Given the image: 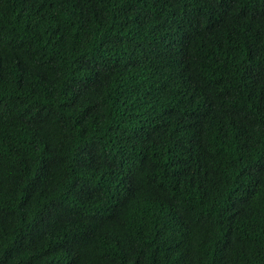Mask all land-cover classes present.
I'll return each instance as SVG.
<instances>
[{
  "label": "trees",
  "instance_id": "trees-1",
  "mask_svg": "<svg viewBox=\"0 0 264 264\" xmlns=\"http://www.w3.org/2000/svg\"><path fill=\"white\" fill-rule=\"evenodd\" d=\"M0 264H264V0H0Z\"/></svg>",
  "mask_w": 264,
  "mask_h": 264
}]
</instances>
